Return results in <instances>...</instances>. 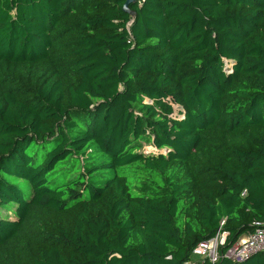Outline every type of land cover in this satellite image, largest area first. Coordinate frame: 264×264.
<instances>
[{"label": "trees", "instance_id": "trees-1", "mask_svg": "<svg viewBox=\"0 0 264 264\" xmlns=\"http://www.w3.org/2000/svg\"><path fill=\"white\" fill-rule=\"evenodd\" d=\"M124 1L0 0V264H187L264 225V0Z\"/></svg>", "mask_w": 264, "mask_h": 264}, {"label": "built area", "instance_id": "built-area-1", "mask_svg": "<svg viewBox=\"0 0 264 264\" xmlns=\"http://www.w3.org/2000/svg\"><path fill=\"white\" fill-rule=\"evenodd\" d=\"M223 222L219 223L221 226ZM225 234L217 232L207 241L197 244L191 252L192 260L187 264H195V261H207L209 264L216 263L220 258L230 260L233 263H241L255 253H264V225L255 224L253 230L238 238L222 254L219 247L223 245Z\"/></svg>", "mask_w": 264, "mask_h": 264}, {"label": "water", "instance_id": "water-1", "mask_svg": "<svg viewBox=\"0 0 264 264\" xmlns=\"http://www.w3.org/2000/svg\"><path fill=\"white\" fill-rule=\"evenodd\" d=\"M139 0H125L123 5H122V8H121V11L124 13V14H127L130 18V20L132 21L133 18H134V13L132 11H130L128 9L129 6L131 5H134L136 2H138Z\"/></svg>", "mask_w": 264, "mask_h": 264}, {"label": "rangeland", "instance_id": "rangeland-1", "mask_svg": "<svg viewBox=\"0 0 264 264\" xmlns=\"http://www.w3.org/2000/svg\"><path fill=\"white\" fill-rule=\"evenodd\" d=\"M142 150L148 152V151L150 150V147H148V146H143Z\"/></svg>", "mask_w": 264, "mask_h": 264}]
</instances>
